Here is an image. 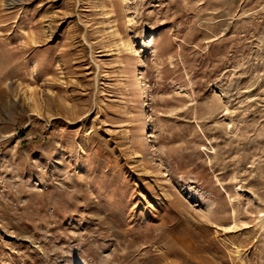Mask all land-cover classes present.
<instances>
[{
  "label": "rangeland",
  "instance_id": "rangeland-1",
  "mask_svg": "<svg viewBox=\"0 0 264 264\" xmlns=\"http://www.w3.org/2000/svg\"><path fill=\"white\" fill-rule=\"evenodd\" d=\"M0 264H264V0H0Z\"/></svg>",
  "mask_w": 264,
  "mask_h": 264
},
{
  "label": "trees",
  "instance_id": "trees-1",
  "mask_svg": "<svg viewBox=\"0 0 264 264\" xmlns=\"http://www.w3.org/2000/svg\"><path fill=\"white\" fill-rule=\"evenodd\" d=\"M42 141V138L41 137H35V138H31L28 140L29 143H37V142H40Z\"/></svg>",
  "mask_w": 264,
  "mask_h": 264
}]
</instances>
